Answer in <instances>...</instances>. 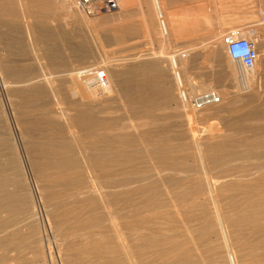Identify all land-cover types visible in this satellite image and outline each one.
Instances as JSON below:
<instances>
[{
  "label": "rangeland",
  "instance_id": "1",
  "mask_svg": "<svg viewBox=\"0 0 264 264\" xmlns=\"http://www.w3.org/2000/svg\"><path fill=\"white\" fill-rule=\"evenodd\" d=\"M59 1L0 0V264H264V114L248 113L264 47L257 96L239 90L223 37L187 21L197 0L93 15ZM247 1L257 16L232 28L262 20ZM41 28L65 66L41 59ZM90 64L103 81L47 79ZM142 67L155 79H129ZM200 82L232 100L191 112L180 91Z\"/></svg>",
  "mask_w": 264,
  "mask_h": 264
},
{
  "label": "bare ground",
  "instance_id": "2",
  "mask_svg": "<svg viewBox=\"0 0 264 264\" xmlns=\"http://www.w3.org/2000/svg\"><path fill=\"white\" fill-rule=\"evenodd\" d=\"M75 1H76V6L82 10L84 13L88 14L85 10H83V8H81L78 4H77V0H60L59 2V6H60V10H63L67 13H70L72 14L73 13V7H75ZM261 1V0H260ZM56 2V1H55ZM264 2V1H263ZM262 2V4H263ZM260 3V2H259ZM264 5V4H263ZM261 6V5H260ZM117 7V5H116ZM116 7L114 9H111L109 10L110 12L113 10H116ZM264 8V7H263ZM260 10H263V9H260ZM109 11H100L99 9L96 10V11H93V13H91L90 15H93V14H98V13H103V12H109ZM264 10L261 11V14L264 16L263 14ZM260 22V21H259ZM263 22V21H262ZM49 29V28H48ZM52 32V31H51ZM50 32H46L45 28H41V51H42V54H41V59H44L47 61V65L52 69H54L55 67L57 66H65V64H63V61L59 60V57L57 55V44L54 42V38L52 40V38L50 37L52 34ZM256 34V33H255ZM258 34V33H257ZM30 35V34H29ZM254 35V34H253ZM54 36V35H52ZM256 36V35H255ZM261 36V35H260ZM252 37V36H251ZM254 37V36H253ZM250 38V37H249ZM264 38V37H263ZM118 39V38H117ZM252 39V38H250ZM252 41L254 42V47L259 49L261 47H264V39H262V36L259 38L258 36L256 38H253ZM172 54V53H171ZM176 53H174L173 55H169L170 56V63L172 65H176V62H175V55ZM180 55V54H179ZM257 59V58H256ZM81 58L78 60L80 61ZM232 60V59H231ZM182 61V60H181ZM234 61V60H233ZM237 62V61H235ZM256 62V60H255ZM106 63V62H105ZM102 62V64H105ZM255 65V63H254ZM96 65H93V64H90V65H87L85 67H76V68H79L80 70L84 69V68H87V69H84L83 71H86V72H83V74H78V75H70L68 76L67 74L69 73L70 70H73L75 68H70L69 70L68 69H65V70H61L59 71L58 73H55L54 71H51V72H48V81L49 82H86V81H91V82H94L92 81L94 78V75L92 73L94 72H90L87 70H93V68H95ZM243 68V73L241 74H238V70L237 69H240V68ZM254 66L252 68H246L245 66H243L242 64H240L238 62L234 64V71H235V74H236V77L239 79H237L239 82H237V85L239 88V90L241 91H244V90H249L250 92L254 93L255 95L257 96H261V92L255 87V78L257 77V74H256V71L254 70ZM155 68L153 67H142V68H139L138 71H134L133 74L130 75V78L129 79H134L136 80L137 82H151L153 79H155L154 75H153V70ZM240 72V71H239ZM75 73V72H73ZM122 78H124V76H122ZM164 78H162L161 80H163ZM96 80V79H95ZM1 82H4V81H1ZM210 89L211 86L206 83V82H200L199 85H193L191 84V87L189 88V90L193 93L195 91H199V90H202V89ZM214 90V89H212ZM215 92H217L220 96L221 94L219 93V91H216L214 90ZM164 92L163 89L159 90L158 93L162 94ZM154 94L153 90L150 89L149 90V93L147 95H144L146 99L149 100L148 103H150L151 101V97L152 95ZM163 95V94H162ZM165 95V98L167 97L166 94L164 93ZM228 99V100H232L231 97L229 96H224L222 95L221 96V101L217 104H220L222 102V99ZM260 98V97H259ZM230 103V102H229ZM217 104H213V105H217ZM184 106H187L186 104ZM212 106V105H210ZM209 106H206L202 109H206L208 108ZM229 107H230V104H229ZM188 109L191 111V112H199L201 111L202 109L200 110H193L191 109L189 106H188ZM250 113L251 115H257V114H264V100L261 101V102H258V103H255L254 106L251 108V110L248 112ZM212 124V123H211ZM232 124V123H230ZM211 125L209 124V127ZM213 126V125H212ZM211 126V127H212ZM221 127V126H220ZM211 129V128H210ZM212 129H219V126H215V127H212ZM216 131V130H215ZM264 131V130H262ZM209 133L211 134L212 131L209 130ZM4 142V141H3ZM203 165V163H202ZM209 165V164H208ZM155 166V165H154ZM4 186L3 184L0 183V193L2 195H6L4 194ZM2 205V204H1ZM7 206V205H6ZM5 206V207H6ZM4 207V208H5ZM218 212V211H217ZM221 224H222V221H220ZM223 226V225H222ZM224 229V227H223Z\"/></svg>",
  "mask_w": 264,
  "mask_h": 264
},
{
  "label": "crops",
  "instance_id": "3",
  "mask_svg": "<svg viewBox=\"0 0 264 264\" xmlns=\"http://www.w3.org/2000/svg\"><path fill=\"white\" fill-rule=\"evenodd\" d=\"M186 0H174L171 2L170 6L171 8H190L189 5H185ZM220 0H197V4L195 7L191 8L187 14L190 17L187 19L188 22H196L197 24V29L196 32H198V37L200 39L204 40H211L214 38H220L223 37V35L234 28L232 26H236V24L239 21H246L249 17L252 16H257L258 12H255V9L253 8H239L238 7V1L241 0H230L229 3L226 6H220L219 5ZM260 9L264 10V0H257ZM260 2V3H259ZM263 2V4H262ZM247 3H250L249 0ZM261 5V6H260ZM252 6V5H251ZM248 7V6H247ZM250 7V5H249ZM196 9V10H194ZM260 10L259 13L261 14ZM264 14V12H263ZM180 15H184L183 12H180ZM262 15V14H261ZM184 21H186L184 19ZM255 23L251 21V24L248 22L245 23L240 28H235L237 29L241 35L246 36L247 33H243L247 27L252 26L257 29V31H254L253 33L250 34V38H256L257 36L260 38L262 36V39H264V20H261L260 22L257 23V19L253 20ZM263 21V22H262ZM261 25V26H260ZM232 28V29H231ZM256 33V34H255ZM258 33V34H257ZM254 34V35H253ZM256 35V36H255ZM261 35V36H260ZM252 36V37H251ZM254 36V37H253ZM252 39L250 41H252ZM253 42V41H252ZM137 43V42H136ZM138 44V43H137ZM140 44H143V40ZM184 44V42H183ZM186 44V43H185ZM254 45V42H253ZM136 46V44H134ZM137 46L134 48V51L132 50V47H124L123 53L126 54H135L138 53L136 51ZM119 55L122 54V49H119Z\"/></svg>",
  "mask_w": 264,
  "mask_h": 264
},
{
  "label": "built area",
  "instance_id": "4",
  "mask_svg": "<svg viewBox=\"0 0 264 264\" xmlns=\"http://www.w3.org/2000/svg\"><path fill=\"white\" fill-rule=\"evenodd\" d=\"M77 4L88 14L93 11H109L117 5L116 0H77ZM264 20V16L262 17ZM250 34L253 33V27H248ZM227 56L242 64L246 68H252L257 58V50L246 36L241 35L237 29L227 31L222 40ZM87 69V68H84ZM83 69V70H84ZM95 71V72H94ZM94 78L103 81L104 69L93 70ZM183 101L193 110H200L206 106L217 104L221 101V96L212 89H202L188 94L183 88L180 91Z\"/></svg>",
  "mask_w": 264,
  "mask_h": 264
}]
</instances>
